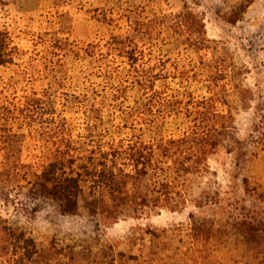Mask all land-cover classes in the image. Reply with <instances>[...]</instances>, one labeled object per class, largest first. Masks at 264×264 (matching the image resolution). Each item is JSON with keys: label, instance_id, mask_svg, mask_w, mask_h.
Here are the masks:
<instances>
[{"label": "rangeland", "instance_id": "rangeland-1", "mask_svg": "<svg viewBox=\"0 0 264 264\" xmlns=\"http://www.w3.org/2000/svg\"><path fill=\"white\" fill-rule=\"evenodd\" d=\"M133 146L110 194L92 165ZM53 163L74 215L40 192ZM0 264H264V0H0Z\"/></svg>", "mask_w": 264, "mask_h": 264}, {"label": "trees", "instance_id": "trees-1", "mask_svg": "<svg viewBox=\"0 0 264 264\" xmlns=\"http://www.w3.org/2000/svg\"><path fill=\"white\" fill-rule=\"evenodd\" d=\"M152 80L153 78H150L148 81H146L148 86L144 83L141 84L142 80H135L134 83L139 86L140 89H152ZM139 111L141 112H138L137 114L133 113L134 116H130L131 122L133 124L136 123V121H141V123L142 121H146L148 124L154 122L155 115L153 114V109L151 107H147ZM161 111H163L165 114H169L178 113L179 110L173 106L172 108L161 107ZM96 117L97 121H102L101 114L98 113ZM210 134L211 129L208 127H205L204 131L202 132H193L190 135L185 134L186 136H184L185 138H183V142L188 145L189 153L185 158L187 166H181V169L184 172L191 170L193 165L204 163L206 155L211 150V148H213V141H211L212 136ZM130 149L132 153L126 160L127 164H124V167L130 169V172L116 170L114 162L107 160L108 155L104 153L100 154L101 161L96 162L94 166L92 165V170L89 174L92 175L94 179H96L99 186L106 187L110 194L121 192L122 188H125L130 182L136 181L138 176L144 173V170L140 169L142 164L139 161L138 147L133 146ZM90 161L93 162L92 158H90ZM72 162H74V160L70 161V164H72ZM49 167L50 170L43 173L42 183L39 184L40 192L47 193L55 201L57 200L61 215H74L77 211V198L81 193L79 186V176H70L66 178L57 177L56 163L50 164ZM6 229L7 231H10L8 228ZM23 257L30 259L32 254H23Z\"/></svg>", "mask_w": 264, "mask_h": 264}]
</instances>
